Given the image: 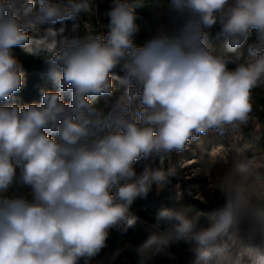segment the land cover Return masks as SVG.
<instances>
[{"label":"clouds","instance_id":"clouds-1","mask_svg":"<svg viewBox=\"0 0 264 264\" xmlns=\"http://www.w3.org/2000/svg\"><path fill=\"white\" fill-rule=\"evenodd\" d=\"M139 6L0 0V264H102L113 234L138 220L135 202L177 176L174 153L249 123L264 86V0H155L147 19ZM81 18L83 34L54 28ZM41 46L53 88L20 104L16 49ZM215 190L204 223L193 205L161 209L137 264L175 260L173 246L189 264H264V163L237 150Z\"/></svg>","mask_w":264,"mask_h":264},{"label":"trees","instance_id":"trees-1","mask_svg":"<svg viewBox=\"0 0 264 264\" xmlns=\"http://www.w3.org/2000/svg\"><path fill=\"white\" fill-rule=\"evenodd\" d=\"M155 0H139V7L136 9L138 16L145 19L149 15V4ZM39 6V0H37V7ZM111 7V0H102L98 4V8L101 13L108 10ZM73 23L78 25L77 33L83 34L85 18H81L77 21H67L64 24H57L54 26L57 30L61 27L65 28V32L72 34ZM144 36V32L141 31L137 36L139 42ZM39 39V37H34ZM16 53L23 63L25 73V83L19 93L16 94L15 100L20 104H26L33 101H39L41 97L42 89H52L53 85L46 76L47 65L45 60L51 56V53L43 46L29 54L24 49H16ZM253 109L263 110L264 112V89L257 88L254 90ZM262 140L264 142V130L261 132ZM264 145V143H261ZM257 145H260L258 143ZM163 166L159 160L154 164V168ZM137 171L142 170V165H136ZM178 180L176 177L170 178L169 182L160 190H157L155 186L150 191L149 195L145 199H138L134 206L136 207V215L138 220L136 221V228H130L128 233L124 237H119L115 233L112 239L109 241V247L104 250L99 258L102 264H137V257L135 254V246L145 240L149 232L144 227V224L152 223L157 213L167 207H184L193 205L197 207L202 213L201 223H204L207 217L211 214L215 203L217 202L216 191L212 193H206L203 195V199L193 198L185 196L184 199H178L176 191L174 190ZM119 252L113 259V253Z\"/></svg>","mask_w":264,"mask_h":264},{"label":"rangeland","instance_id":"rangeland-1","mask_svg":"<svg viewBox=\"0 0 264 264\" xmlns=\"http://www.w3.org/2000/svg\"><path fill=\"white\" fill-rule=\"evenodd\" d=\"M100 4L102 0H95ZM155 1L149 4L151 9ZM95 25L97 22H91ZM85 30V24H84ZM219 44V41H215ZM245 55L247 53L245 52ZM264 89V86H261ZM117 94L123 91L121 86L116 84ZM263 110H252L249 123L234 134L220 136L209 134L202 137L200 141L194 142L190 150L180 154H173L172 164L177 168V184L174 187L178 199L182 200L187 195L193 198L203 199L206 193H212L215 190L217 178L222 175L225 166L231 163L237 150L247 152V155L254 159L257 164L264 163V145L259 142L262 140L261 132L264 130V112ZM260 143V145H257ZM166 167L169 166L165 162ZM133 212L136 214V207L133 205ZM147 229V225L144 224ZM136 228V224L133 226ZM148 230V229H147ZM149 232V231H148ZM176 254L175 260H169L164 256H157L153 264H189V257L183 255L173 246L171 249Z\"/></svg>","mask_w":264,"mask_h":264}]
</instances>
